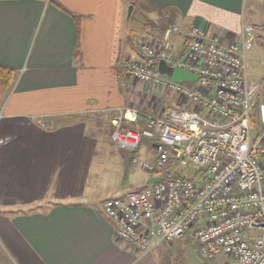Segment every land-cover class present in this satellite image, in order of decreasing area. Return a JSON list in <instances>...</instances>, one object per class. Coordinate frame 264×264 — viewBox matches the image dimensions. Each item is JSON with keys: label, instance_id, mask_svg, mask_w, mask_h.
I'll return each mask as SVG.
<instances>
[{"label": "crops", "instance_id": "obj_1", "mask_svg": "<svg viewBox=\"0 0 264 264\" xmlns=\"http://www.w3.org/2000/svg\"><path fill=\"white\" fill-rule=\"evenodd\" d=\"M138 1L148 16L133 23L130 0H0V65L15 72L0 97V247L16 264H206L188 236L141 259L117 241L91 184L106 142L85 119L146 109L153 91L121 69L123 58L139 55L135 35L157 45L165 30L155 26L175 18L179 49L192 28L229 43L247 0ZM165 96L175 102L176 94Z\"/></svg>", "mask_w": 264, "mask_h": 264}, {"label": "built area", "instance_id": "obj_2", "mask_svg": "<svg viewBox=\"0 0 264 264\" xmlns=\"http://www.w3.org/2000/svg\"><path fill=\"white\" fill-rule=\"evenodd\" d=\"M182 34L172 25L157 45L135 37L139 55L121 64L126 77L176 94L178 109L155 103L154 95L156 116L121 108L110 121L112 140L129 152L139 150L145 138L157 140L154 161H133L150 178L160 177L154 172L174 160L180 168L192 164L204 171L205 179L162 177L142 192L106 201L104 211L116 225L117 241L140 259L188 236L207 264L223 256L235 264H264V97L262 83H252L248 71V54L264 43V25L243 22L229 43L192 28L179 49ZM160 61L197 76L196 86L185 88L160 74ZM141 118L142 131L126 125Z\"/></svg>", "mask_w": 264, "mask_h": 264}, {"label": "rangeland", "instance_id": "obj_3", "mask_svg": "<svg viewBox=\"0 0 264 264\" xmlns=\"http://www.w3.org/2000/svg\"><path fill=\"white\" fill-rule=\"evenodd\" d=\"M130 1H133L135 4H129L128 8L130 6L136 7V11L132 18L133 23L135 22L136 18H138V16H142L146 19L148 16L147 12L143 6L142 8L138 6L139 1ZM142 21L145 20L143 19ZM245 22L255 27L261 26L260 24L264 23V1L259 2L257 0H247ZM179 23L180 22H178L175 18L164 19L160 20V22L155 27L157 29V32H160L166 30L170 25H179ZM135 37L139 38L141 36L138 34L133 38ZM261 46L264 47V44H261ZM248 71L249 79L252 83H262V92L264 97V49H261V47L259 46L254 47V50L248 54ZM130 81L135 80L130 79ZM142 85L147 88L148 94L153 91V94L151 95H154V97L157 98L155 103L160 102L159 104L162 106L171 105L172 107H177V105H175L178 101L177 95L176 99L174 100L175 104H172L173 99H165V92L167 91L160 89L154 90L149 85ZM182 86L192 89L196 86V82L184 81L182 83ZM153 100L154 98L152 97H149L147 99V101L144 103V108L146 109L137 107L134 108L144 116H156L160 113L159 106H157L156 110L154 111H152V108L149 110L147 107L148 104L151 105ZM116 113L117 112H115L114 114ZM144 116L143 118H145ZM110 118L111 117L107 115L94 114L87 116V118L85 119L93 126L94 130L97 131L99 137L106 142L105 146H103L102 149L98 150V154L95 157L96 163L93 167V172L91 175V184H93V186L96 185L95 187L97 188L95 191H93V193L95 194L94 199L97 200L98 204L104 203L110 199L120 197L121 193H124L127 189H129L132 193H135L142 192L148 186L147 182L150 178V175L131 161L133 158L148 160L150 162L154 161V147L156 146V143H158L157 140H150L145 138L143 140L141 151L137 150L136 152H129L118 148L112 140V127L109 128V126H111ZM136 124L137 123H127L126 125L129 128L137 131H142L146 127V124L142 127H136ZM252 129L253 134L255 135L258 130V123L255 118H253L252 120ZM151 157L153 159H151ZM171 172L173 175L182 176L196 182L203 181L206 176L204 171L197 170L192 164H189L186 168H180L178 166L173 167ZM176 242L177 241L173 242L172 244L166 245L171 246L176 244ZM2 250L3 249H1L0 247V264H16L10 257L8 260V258L5 256L6 254L4 255V251ZM204 262L207 264V261ZM216 264H235V260L232 257H217Z\"/></svg>", "mask_w": 264, "mask_h": 264}, {"label": "trees", "instance_id": "obj_4", "mask_svg": "<svg viewBox=\"0 0 264 264\" xmlns=\"http://www.w3.org/2000/svg\"><path fill=\"white\" fill-rule=\"evenodd\" d=\"M54 4L63 12L70 14L68 10L60 3L54 2ZM14 80H15V72L12 69L5 68L0 65V97L8 94L11 91L12 86L14 84ZM133 160L134 158L132 159L131 162H133ZM173 167H177V163L174 160H170L165 166L159 167L154 172V175L163 177L164 179H168L173 175L171 172Z\"/></svg>", "mask_w": 264, "mask_h": 264}, {"label": "water", "instance_id": "obj_5", "mask_svg": "<svg viewBox=\"0 0 264 264\" xmlns=\"http://www.w3.org/2000/svg\"><path fill=\"white\" fill-rule=\"evenodd\" d=\"M133 11H134V6H130L127 11V22H129ZM158 71L160 74L165 75L168 78H170L172 81L180 84L183 83L184 81L193 82L198 80L197 76L188 73L184 70L175 69L169 66L165 61H160L158 63ZM162 180H163L162 177H153L148 180L147 184L150 186L154 183L161 182Z\"/></svg>", "mask_w": 264, "mask_h": 264}]
</instances>
